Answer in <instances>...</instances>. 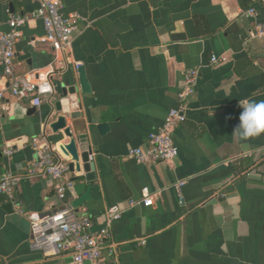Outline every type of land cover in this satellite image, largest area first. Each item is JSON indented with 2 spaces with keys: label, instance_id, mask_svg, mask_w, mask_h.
Returning a JSON list of instances; mask_svg holds the SVG:
<instances>
[{
  "label": "crops",
  "instance_id": "obj_1",
  "mask_svg": "<svg viewBox=\"0 0 264 264\" xmlns=\"http://www.w3.org/2000/svg\"><path fill=\"white\" fill-rule=\"evenodd\" d=\"M59 1L63 15L79 20L70 63L57 65L53 80L75 82L79 121L94 131L91 201L75 211L91 218L90 232L105 227L110 208L122 211L109 227L118 261L105 252L99 264H264V134L246 141L232 135L243 111L239 102L264 100V36H251L264 22L260 0ZM13 5L0 4L3 32L9 13L36 8L29 0ZM250 7L257 16L246 19L242 13ZM21 33L16 73L48 67L54 52L39 41L42 22L30 20ZM27 54L30 63L19 61ZM212 56L227 61L211 64ZM71 62L84 67L89 94L79 90ZM191 69L199 78L186 120L173 134L177 158L136 164L129 150L146 148L149 134L178 108L183 74ZM49 113L47 104L0 102V179L7 173L27 175L37 158L31 141L41 135ZM72 123L67 118V126ZM99 124L109 125L103 136ZM46 134L69 164L59 148L68 140L53 135L48 124ZM9 147L13 154L6 156ZM77 176L83 171H69L71 179ZM179 182H185L180 193ZM144 188L153 196L152 207L137 204ZM76 199L73 192L68 202ZM61 208L49 178H25L12 200L0 196V264H70L69 256L31 248V222Z\"/></svg>",
  "mask_w": 264,
  "mask_h": 264
},
{
  "label": "built area",
  "instance_id": "obj_2",
  "mask_svg": "<svg viewBox=\"0 0 264 264\" xmlns=\"http://www.w3.org/2000/svg\"><path fill=\"white\" fill-rule=\"evenodd\" d=\"M21 0H0V4L13 3ZM36 4V8L29 14L9 13L6 25L7 32L0 30V102L6 98L27 101L34 108L43 104L51 107L55 99L53 77L59 67L70 63L67 54L71 53L73 35L77 30V15L65 16L62 13V4L59 0H29ZM264 8V0H260ZM246 19L257 16L254 8L250 7L242 13ZM40 20L44 28V36L39 40L46 43L54 52V59L43 69L31 70L24 74L16 73L15 46L21 39V28L30 20ZM251 36H264V22L257 24ZM223 56H212L211 64L225 63ZM72 63V62H71ZM75 71L81 67L80 63L73 62ZM199 78L196 69L187 70L183 74L180 85L179 106L171 109L162 126L148 136L146 148L129 150L128 157L136 164L171 162L178 156V148L173 142L176 127L186 120L185 112L189 98L194 94ZM6 109V108H4ZM47 126L44 125L40 136L32 139V146L36 151V160L30 165L27 175L20 176L7 173L0 179V196L13 199L15 190L25 178L43 177L53 182L56 198L62 208L37 221L31 222V248L42 251L45 255H66L71 258L70 264H99L107 252L111 262L117 263L119 252L117 244L112 242L109 227L112 222L120 219V208H110L106 212L105 227L90 232L93 227L91 218L84 212L81 215L68 202L73 193L74 182L69 177L67 161L59 154L56 145L48 141ZM6 156L13 154L12 148L3 152ZM92 157V156H91ZM90 157V158H91ZM185 182H179L175 189H180ZM133 203H130V205ZM138 205L154 206L153 196L148 189L142 190V200ZM22 213V212H21Z\"/></svg>",
  "mask_w": 264,
  "mask_h": 264
},
{
  "label": "water",
  "instance_id": "obj_3",
  "mask_svg": "<svg viewBox=\"0 0 264 264\" xmlns=\"http://www.w3.org/2000/svg\"><path fill=\"white\" fill-rule=\"evenodd\" d=\"M13 6V3H9L10 9H13ZM29 57V54H27L19 58V61L28 60L27 62L30 63ZM77 74L79 90L83 94H89L91 88L84 67H80ZM67 78L65 79L66 81L53 80L56 96L50 107L46 126L47 124L49 125L53 135H60L68 140L67 143L60 144L59 148L69 159V171L71 173L83 171L84 173V176H77L72 179L75 183L73 192L76 194L77 199L72 202L71 206L74 209H78L91 201L92 186H87V183H92L96 179L94 162L90 158L92 156L91 142L94 140V131L92 129L88 131L84 123L79 121L81 114L79 113L78 87L75 82L71 83L69 77ZM68 83L70 85H67ZM57 114L59 115L54 120ZM67 118L73 121L71 126H67ZM96 130L100 136H103L109 131V125L99 124ZM81 180H85V183H77ZM5 208L11 212L13 206L12 204H7ZM85 264L90 263L87 262Z\"/></svg>",
  "mask_w": 264,
  "mask_h": 264
},
{
  "label": "clouds",
  "instance_id": "obj_4",
  "mask_svg": "<svg viewBox=\"0 0 264 264\" xmlns=\"http://www.w3.org/2000/svg\"><path fill=\"white\" fill-rule=\"evenodd\" d=\"M239 104L243 111L232 135L246 141L264 134V100L248 99Z\"/></svg>",
  "mask_w": 264,
  "mask_h": 264
}]
</instances>
